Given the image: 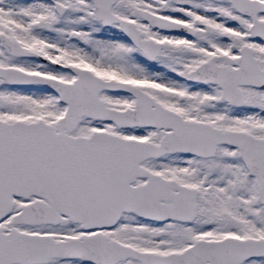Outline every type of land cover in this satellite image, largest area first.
Returning <instances> with one entry per match:
<instances>
[{
    "label": "snow or ice",
    "instance_id": "obj_1",
    "mask_svg": "<svg viewBox=\"0 0 264 264\" xmlns=\"http://www.w3.org/2000/svg\"><path fill=\"white\" fill-rule=\"evenodd\" d=\"M0 264H264V0H0Z\"/></svg>",
    "mask_w": 264,
    "mask_h": 264
}]
</instances>
